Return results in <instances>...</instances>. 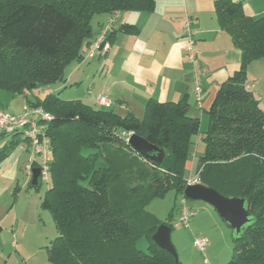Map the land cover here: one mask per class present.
<instances>
[{
	"label": "trees",
	"instance_id": "1",
	"mask_svg": "<svg viewBox=\"0 0 264 264\" xmlns=\"http://www.w3.org/2000/svg\"><path fill=\"white\" fill-rule=\"evenodd\" d=\"M241 7L232 0L214 2L215 22L240 52V65L204 112L203 134L200 120L188 116L185 98L149 100L142 119L52 94L26 102L52 116L46 132L50 182L39 204L57 233L46 248L50 264H175L151 240L161 224L173 231L174 209L161 221L145 205L169 192L184 198L188 151L200 135L204 151L196 181L225 197L243 198L251 217L231 240L228 264H264V111L245 86L248 66L264 62V15L250 18ZM153 10L154 0H0V91L26 96L62 80L66 66L83 60L94 16ZM119 27L137 33L134 26ZM113 37L112 31L107 40ZM128 134L161 148V163L136 153L125 142ZM2 140L0 161L26 143L19 135ZM40 185L30 187L38 191ZM142 238L146 253L135 245Z\"/></svg>",
	"mask_w": 264,
	"mask_h": 264
},
{
	"label": "crops",
	"instance_id": "2",
	"mask_svg": "<svg viewBox=\"0 0 264 264\" xmlns=\"http://www.w3.org/2000/svg\"><path fill=\"white\" fill-rule=\"evenodd\" d=\"M215 1L154 0V10L149 13H113L104 15L97 23L91 21L92 34L86 40V48L112 19L113 42H109L105 55L73 62L69 74L52 85V92L69 85L81 101L96 109H104L96 101L99 96H105L112 102L114 114L120 117L132 114L137 119H142L149 100L176 103L185 98L188 116L202 123L218 86L240 65V52L215 22ZM232 1L240 2L244 14L250 18L264 15V0ZM186 19L191 20L194 49L198 51L196 69L202 89L201 108L194 101L192 68L185 56L183 23ZM124 24L136 27L137 33L121 32L119 26ZM83 53H80L82 57ZM260 62L248 66L245 86L261 100L260 79L254 85L248 80L256 68L253 64L260 66ZM1 106L4 109L5 106ZM4 142L6 140H1L0 146ZM28 158L29 148L24 142L0 161V264H50L48 251L45 255L42 249L52 241L51 228L49 233L43 234L44 221L52 222V218L39 210L43 195L29 185L31 177L24 172ZM199 158L194 155L185 164L190 175L184 177L187 182L196 181Z\"/></svg>",
	"mask_w": 264,
	"mask_h": 264
},
{
	"label": "rangeland",
	"instance_id": "3",
	"mask_svg": "<svg viewBox=\"0 0 264 264\" xmlns=\"http://www.w3.org/2000/svg\"><path fill=\"white\" fill-rule=\"evenodd\" d=\"M106 14L96 15L92 18L93 23H97L100 19ZM90 39V38H89ZM88 40V39H87ZM86 43L82 47L81 51H83L84 56L87 52ZM260 66H256L253 64L252 67L254 72H251L250 76H248L249 84L254 85L256 81H259L258 88L260 91V98L255 95V98L259 99V105L264 109V75L260 71L264 73V65L262 62L259 63ZM72 63L64 69V74L67 76L71 70ZM258 67V68H257ZM60 82V81H59ZM56 84V83H55ZM54 85V84H53ZM59 85V83H58ZM45 90L34 89L31 93H25L26 96L18 95L11 96L10 94L0 91V105L5 106L4 109L12 114H18L22 112V107L26 104L27 101L34 102L36 99L43 100L45 96L52 94L60 98L62 101H76L79 99V95L75 93V90H70V86L68 85L66 88L62 90L52 92V85L44 87ZM257 92V91H254ZM84 103L83 101H81ZM87 105L86 103H84ZM90 106V105H88ZM190 114V113H189ZM205 114V113H204ZM206 115V114H205ZM203 116V120L200 126L201 134L206 129L207 117ZM201 137L197 136L193 138V146L190 148L188 160H192L193 156L202 157L204 151V146L202 141L199 139ZM89 151H84V154H87ZM186 177H189V172L187 171L185 174ZM49 188V185L41 184L39 188L40 195H43ZM182 203V204H181ZM185 206L190 211L194 212L195 215L189 220L188 227L183 228L182 226L178 228H173L170 240L176 251V256L178 258V262L181 264H228L232 253V241L233 233L225 224V222L218 216L216 211L208 204L203 203L201 201H192L182 198L180 195H175L173 192H169L163 199H154L150 201L145 206V210L152 214L154 218L157 220H165L166 217L173 210V222H177L178 212ZM47 217H50L49 212L43 211ZM49 219V218H48ZM45 226L43 227V234H47L50 231L53 235L52 240L57 236L55 232V228H53V221L50 220L44 221ZM195 239L205 240L207 242V246L204 253H200L193 245V241ZM147 241L144 238L140 239L137 243H135L137 249L141 252H147ZM46 245L43 247L44 254L47 253ZM46 255V254H45Z\"/></svg>",
	"mask_w": 264,
	"mask_h": 264
},
{
	"label": "built area",
	"instance_id": "4",
	"mask_svg": "<svg viewBox=\"0 0 264 264\" xmlns=\"http://www.w3.org/2000/svg\"><path fill=\"white\" fill-rule=\"evenodd\" d=\"M114 19L110 20L105 26V29L93 39L90 47L88 48L85 59H92L95 57L103 56L106 54L110 47V43L107 40L109 34L112 32V25ZM191 20L186 19L183 23V31L185 34L186 49L185 56L192 68V79L196 105L198 108L202 106V89L200 88L199 73L197 72L198 64V51L195 48V41L193 39V33L191 31ZM97 105L104 109H111L113 104L105 96H99L97 99ZM52 116L43 111L40 107H30L24 105L22 112L18 114H12L7 112L0 105V141L2 137L9 139L12 135H19L21 139L26 141V146L29 148V161L25 166V171L31 177V170L38 168L40 171V184H46L50 182L51 163H52V148L51 142L47 135V128L49 122H51ZM130 134L126 136L125 142L128 140ZM198 183L197 181L188 182V185ZM182 204V203H181ZM195 213L190 211L184 205L178 212L177 222H173V228L182 226L188 227L189 220ZM194 247L201 254L205 252L207 242L201 239H195L193 241Z\"/></svg>",
	"mask_w": 264,
	"mask_h": 264
},
{
	"label": "water",
	"instance_id": "5",
	"mask_svg": "<svg viewBox=\"0 0 264 264\" xmlns=\"http://www.w3.org/2000/svg\"><path fill=\"white\" fill-rule=\"evenodd\" d=\"M58 81H61V79ZM126 142L136 153L142 155L146 159L156 163H161L164 159L165 154L161 148L149 144L136 135H130ZM38 184H40V171L38 168H34L31 170V181L29 185L36 187ZM183 197L187 200L195 202L201 201L210 205L228 228H230L233 233V238L235 239L241 236L246 226L250 224L251 217L247 204L243 198L225 197L216 190L207 188L199 183L187 185L183 190ZM170 235V227L161 224L155 230L151 240L158 248L169 253L170 256L173 257L175 264H178L176 251L172 243H170Z\"/></svg>",
	"mask_w": 264,
	"mask_h": 264
}]
</instances>
